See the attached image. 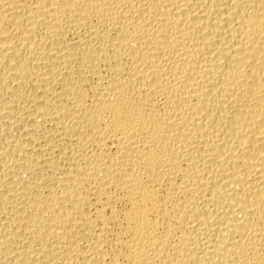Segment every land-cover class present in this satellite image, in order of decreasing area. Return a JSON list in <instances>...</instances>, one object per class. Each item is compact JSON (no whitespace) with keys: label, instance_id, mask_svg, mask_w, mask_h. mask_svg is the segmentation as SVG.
I'll return each mask as SVG.
<instances>
[{"label":"bare ground","instance_id":"bare-ground-1","mask_svg":"<svg viewBox=\"0 0 264 264\" xmlns=\"http://www.w3.org/2000/svg\"><path fill=\"white\" fill-rule=\"evenodd\" d=\"M0 264H264V0H0Z\"/></svg>","mask_w":264,"mask_h":264}]
</instances>
